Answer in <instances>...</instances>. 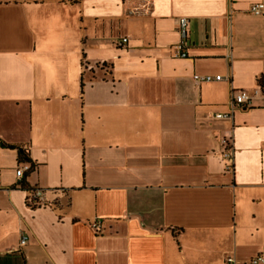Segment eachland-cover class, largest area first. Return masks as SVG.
<instances>
[{
    "label": "crops",
    "instance_id": "crops-1",
    "mask_svg": "<svg viewBox=\"0 0 264 264\" xmlns=\"http://www.w3.org/2000/svg\"><path fill=\"white\" fill-rule=\"evenodd\" d=\"M257 3L0 0V264L264 258Z\"/></svg>",
    "mask_w": 264,
    "mask_h": 264
},
{
    "label": "built area",
    "instance_id": "built-area-1",
    "mask_svg": "<svg viewBox=\"0 0 264 264\" xmlns=\"http://www.w3.org/2000/svg\"><path fill=\"white\" fill-rule=\"evenodd\" d=\"M122 1H127V0H122ZM131 1L137 2V4L133 6L132 8H130L129 10L130 13L133 15H144L152 4V0H131ZM250 12L256 16H264V3H257V4L252 5L250 8ZM179 24H180L179 30H180L182 40L180 41V43L175 45L174 48L177 54L181 58H188V55L186 52V37H187V29H188V19L181 18ZM122 41L123 43H126L128 42V39L125 38ZM193 79L196 83L210 82L213 80V78L210 76H200V75H194ZM250 100H251L250 94L246 90L240 91L237 95L232 96V100L230 103L231 112L233 113L234 110L241 108L243 105L250 102ZM223 116L224 115H221V114L217 115V117L219 118ZM226 157L230 158L229 155H226ZM30 169H31L30 165L23 163L17 170V176L21 178L24 175V173L26 171H29ZM30 201L32 203L45 204L44 192L42 190H36L30 197ZM91 227L96 233H100L102 230L101 222L99 220L93 222L91 224ZM26 243H27V239L25 237L22 238L21 243H20L21 246H24ZM226 262L227 264H240L238 261H236L235 259L231 257H229L226 260ZM245 264H264V258L262 256H259Z\"/></svg>",
    "mask_w": 264,
    "mask_h": 264
},
{
    "label": "trees",
    "instance_id": "trees-1",
    "mask_svg": "<svg viewBox=\"0 0 264 264\" xmlns=\"http://www.w3.org/2000/svg\"><path fill=\"white\" fill-rule=\"evenodd\" d=\"M19 157L22 162L29 163V160L26 155V151L23 150L22 148L19 149ZM21 187L25 188L30 193V195H32L36 191V190L34 191V190L29 189L26 184H22Z\"/></svg>",
    "mask_w": 264,
    "mask_h": 264
}]
</instances>
